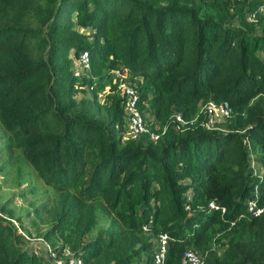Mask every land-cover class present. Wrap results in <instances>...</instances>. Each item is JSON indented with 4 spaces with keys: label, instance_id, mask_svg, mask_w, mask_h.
<instances>
[{
    "label": "trees",
    "instance_id": "1",
    "mask_svg": "<svg viewBox=\"0 0 264 264\" xmlns=\"http://www.w3.org/2000/svg\"><path fill=\"white\" fill-rule=\"evenodd\" d=\"M119 79L155 139L127 136ZM207 100L230 105L210 127ZM0 126L56 194L43 238L81 264H153L159 233L161 264H264L260 0H0ZM18 230L0 215V264H48Z\"/></svg>",
    "mask_w": 264,
    "mask_h": 264
},
{
    "label": "rangeland",
    "instance_id": "2",
    "mask_svg": "<svg viewBox=\"0 0 264 264\" xmlns=\"http://www.w3.org/2000/svg\"><path fill=\"white\" fill-rule=\"evenodd\" d=\"M173 112L179 111L173 109L170 114ZM215 118V121L220 120L217 115ZM6 135V131L0 126V215L19 225L18 231L25 234L23 237L25 245L31 244L38 255L46 258L41 231L54 218L56 194L36 175L23 158L21 150L13 144H8ZM41 203L44 205L39 208V212L34 211V208ZM6 209L12 214H8ZM104 221V217L99 213L98 225ZM155 238L156 236L152 239L153 245Z\"/></svg>",
    "mask_w": 264,
    "mask_h": 264
},
{
    "label": "built area",
    "instance_id": "3",
    "mask_svg": "<svg viewBox=\"0 0 264 264\" xmlns=\"http://www.w3.org/2000/svg\"><path fill=\"white\" fill-rule=\"evenodd\" d=\"M233 1V0H230ZM262 4H264V0H260ZM263 7H259L262 9ZM253 15L249 14L247 19H251ZM78 62L81 66L87 67L89 64L88 53L86 50H82L78 57ZM117 87L120 89L122 94L125 96L124 102V118H125V130L128 137H135L142 132H148L149 136L155 139L159 132L151 131L148 128V121L142 114L141 110L138 107V98L137 92L132 85H130L127 81L123 79H119L117 83ZM203 111V118L201 123L210 127L215 122V116L217 115L219 118H223L228 116L230 113V105L226 100L213 101L207 100L201 108ZM171 120L174 121L175 127L181 125H189L193 122L194 119H183L179 112H173L171 114ZM209 206H213V202H209ZM246 211L250 216L262 217L264 218V201L257 202L256 195L253 193L251 197L245 202ZM223 211V208H221ZM43 247L46 252V261L48 264H81L82 259L77 255H72L68 252L67 249H61V251H57L53 248L49 242L45 239H41ZM167 246V235L166 233H159L154 241L153 245V264H161L164 252ZM65 255V258L62 257ZM182 264H203V258L194 250L190 248H186L181 256Z\"/></svg>",
    "mask_w": 264,
    "mask_h": 264
}]
</instances>
